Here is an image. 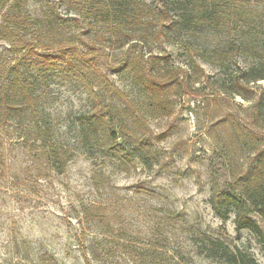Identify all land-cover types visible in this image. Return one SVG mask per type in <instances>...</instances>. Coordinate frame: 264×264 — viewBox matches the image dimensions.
<instances>
[{
    "label": "rangeland",
    "instance_id": "obj_1",
    "mask_svg": "<svg viewBox=\"0 0 264 264\" xmlns=\"http://www.w3.org/2000/svg\"><path fill=\"white\" fill-rule=\"evenodd\" d=\"M138 1L157 14L167 0ZM249 1L264 7L263 0ZM48 7L56 8L55 26L74 35L78 45L83 47L93 37L99 68L136 105L154 157L148 164L133 157L127 166L119 167L101 152L94 155L82 139L83 116L91 110L87 96L69 80L52 78L42 110L56 127L57 142L71 152L72 159L63 174L52 172L47 181L37 183L29 179L36 174L31 165L32 143L21 133L23 128L10 131L15 145L12 172L20 182L19 187H0V264H85L82 244L100 254L93 264H230L208 257L201 247L204 238L221 241L238 258L264 264L258 237L248 230L238 232L234 215L223 222L209 203L213 184L231 183V174L247 172L254 158L243 148L237 128L247 124L251 103L225 93L219 85L239 78L254 61L235 55L227 57L224 66L207 62L204 58H211V53L198 50H213L226 38H195L180 30L174 13L169 16L171 24L121 47L103 39L112 36L105 26L87 28L66 0H28L27 10L40 17ZM6 49L0 42V62L7 56ZM139 53L154 69L183 67L193 76L187 81L190 87L180 83L168 92L169 115L148 111L130 70L123 68ZM196 65L204 71L201 83L194 82ZM250 88L258 95L264 81ZM120 122L115 118L111 126L124 142L128 136ZM132 144L126 141L129 151ZM92 204L106 208V215L87 225L83 211ZM254 218L264 231V220ZM82 229L85 240L79 239Z\"/></svg>",
    "mask_w": 264,
    "mask_h": 264
},
{
    "label": "trees",
    "instance_id": "obj_2",
    "mask_svg": "<svg viewBox=\"0 0 264 264\" xmlns=\"http://www.w3.org/2000/svg\"><path fill=\"white\" fill-rule=\"evenodd\" d=\"M66 3L70 11L88 23L87 28L97 30L105 26L106 33L111 32L112 36L103 39L121 47L139 36L160 30L164 24H171L169 16L174 13L180 30L195 38L211 35L226 38L213 50H198V53H211V58H204L207 62L224 66L227 57L235 55L254 61L239 78L229 84H219L225 93L251 103L247 124L237 128L243 148L253 153L254 158L247 172L231 174V183H214L209 203L223 222L234 215L236 230L254 233L264 250V231L254 218L264 220V90L256 95L250 88L251 84L264 81V7L253 6L249 0H167L156 14L138 0H66ZM27 6L28 0H0V42L7 45V56L0 62V187H19L20 180L12 172L15 145L10 136V131L18 132L19 127L35 150L31 165L36 174L29 179L37 183L47 181L52 172L63 174L67 170L72 154L57 142L56 127L42 110V99L52 78L69 80L87 96L91 110L83 116L82 139L89 151L94 155L101 152L119 167L127 166L133 157L148 164L154 156L140 112L129 96L99 68L93 37L82 47L74 35L55 26L56 8L48 7L42 16L34 17ZM150 24L154 26L150 28ZM201 43L198 45L202 46ZM123 68L130 70L146 99L148 111L157 116L170 114L168 92L172 87L180 83L190 87L187 81L193 77L183 67L154 69L140 53L124 63ZM203 74L196 65L193 75L198 78L194 82L201 83ZM184 91L189 94L188 89ZM115 118L120 119L121 129L126 130L128 137L124 142L119 141L117 131L111 126ZM126 141L134 144L131 151ZM98 186L103 187L99 183ZM106 210L95 204L85 207V224H97ZM86 236L82 229L79 239L85 240ZM204 239L201 247L208 251L210 258L219 257L230 264H255L246 257L238 258L219 240ZM80 252L85 264L99 260L100 254L90 246L82 244Z\"/></svg>",
    "mask_w": 264,
    "mask_h": 264
}]
</instances>
